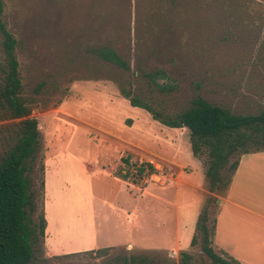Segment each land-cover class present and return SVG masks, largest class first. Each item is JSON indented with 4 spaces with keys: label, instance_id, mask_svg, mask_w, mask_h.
I'll list each match as a JSON object with an SVG mask.
<instances>
[{
    "label": "rangeland",
    "instance_id": "374dc122",
    "mask_svg": "<svg viewBox=\"0 0 264 264\" xmlns=\"http://www.w3.org/2000/svg\"><path fill=\"white\" fill-rule=\"evenodd\" d=\"M5 4V20L18 41L21 96L38 122L45 165L48 227L36 264H117L130 255L181 264L182 251L192 256L191 263L213 264L200 242L193 247L191 242L202 207L210 198L221 200L228 189L206 192L204 164L192 154L190 132L163 125L121 91L163 115L185 111L197 96L235 113H258L264 109V3ZM102 47L114 48L128 69L100 58L95 49ZM2 67L0 38V77ZM17 122L0 106V160L14 143ZM127 155L152 163L164 178L156 183L147 176L141 190L126 184L116 172ZM38 171L39 166L37 187ZM216 208L217 203L211 224ZM104 248L110 249L99 258H60ZM250 263L261 264L245 262Z\"/></svg>",
    "mask_w": 264,
    "mask_h": 264
},
{
    "label": "trees",
    "instance_id": "16d2710c",
    "mask_svg": "<svg viewBox=\"0 0 264 264\" xmlns=\"http://www.w3.org/2000/svg\"><path fill=\"white\" fill-rule=\"evenodd\" d=\"M264 3V0H260ZM5 0H0V38L3 50V75L0 77V106L9 120H18L14 143L0 160V264H36L43 256L48 221L45 213V165L41 151L38 122L31 117V108L21 96L22 78L17 56L18 41L5 20ZM103 60L128 69L126 61L112 47L95 49ZM122 95L134 107L151 113L163 125L187 129L193 156L202 160L206 189L211 194L225 191L231 184L240 159L248 154L264 152V109L258 113L240 114L230 108L215 105L197 96L192 105L175 115H163L144 100L122 90ZM123 166L117 177L133 185L141 184L157 172L150 162H133L132 156L121 158ZM39 166L40 186L36 185ZM225 172L231 175L226 178ZM218 200L210 198L198 216L191 246L200 242L204 254L213 264H238L219 256L213 247L215 223L211 224V208ZM110 248L89 250L60 256L99 258ZM181 264H194L192 256L182 251ZM117 264H164L147 256H124ZM171 264H176L175 262Z\"/></svg>",
    "mask_w": 264,
    "mask_h": 264
},
{
    "label": "crops",
    "instance_id": "0c3cea01",
    "mask_svg": "<svg viewBox=\"0 0 264 264\" xmlns=\"http://www.w3.org/2000/svg\"><path fill=\"white\" fill-rule=\"evenodd\" d=\"M125 183L141 190L138 185ZM227 189L217 201L214 250L223 259L238 264H264V152L243 156ZM150 198L160 197L151 193Z\"/></svg>",
    "mask_w": 264,
    "mask_h": 264
},
{
    "label": "built area",
    "instance_id": "2783aa9c",
    "mask_svg": "<svg viewBox=\"0 0 264 264\" xmlns=\"http://www.w3.org/2000/svg\"><path fill=\"white\" fill-rule=\"evenodd\" d=\"M151 176L156 183H159L164 178L162 174H158V170L155 174H152Z\"/></svg>",
    "mask_w": 264,
    "mask_h": 264
},
{
    "label": "bare ground",
    "instance_id": "6f19581e",
    "mask_svg": "<svg viewBox=\"0 0 264 264\" xmlns=\"http://www.w3.org/2000/svg\"><path fill=\"white\" fill-rule=\"evenodd\" d=\"M71 247V246H70ZM79 248H81V247H79Z\"/></svg>",
    "mask_w": 264,
    "mask_h": 264
}]
</instances>
